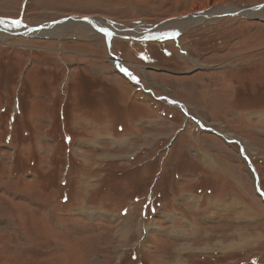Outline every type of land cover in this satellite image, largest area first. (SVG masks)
I'll return each mask as SVG.
<instances>
[{"label": "rangeland", "instance_id": "1", "mask_svg": "<svg viewBox=\"0 0 264 264\" xmlns=\"http://www.w3.org/2000/svg\"><path fill=\"white\" fill-rule=\"evenodd\" d=\"M219 5L233 10L172 24ZM261 6L264 0H0V25L25 32L0 35V264H264V7L247 13ZM76 15L107 28L110 45L88 22L46 27ZM105 19L135 38L134 29L160 31L133 41ZM144 49L152 61L140 58ZM112 55L145 82L147 74L170 83L164 95L179 90L200 102L202 124H223L246 157L237 142L230 148L212 135L229 154L214 182L216 172L201 175L191 162L182 171L175 138L165 147L149 139L142 149H97L98 134L137 128L144 112L133 105L144 92L115 69ZM190 145H197L186 144L193 157ZM206 186L232 188L249 208L241 219L220 212L209 206L210 190H200Z\"/></svg>", "mask_w": 264, "mask_h": 264}, {"label": "crops", "instance_id": "2", "mask_svg": "<svg viewBox=\"0 0 264 264\" xmlns=\"http://www.w3.org/2000/svg\"><path fill=\"white\" fill-rule=\"evenodd\" d=\"M155 68L160 69L159 67H155ZM166 71L161 70V72H157V73H163V74L173 73L171 72L172 70H168L170 73ZM147 76L148 75L145 74V78L147 81L145 82L144 86H146V88H149V92L148 93L144 92L142 97L141 96L138 97V95H136L135 97H138L136 101L131 100V103H133L132 101H135V103H137L136 105L133 104L134 106H137L139 104L144 107L143 108L144 112L142 111L143 115L136 117L135 119H137V121L136 123L135 121L133 123L134 126H136L137 128L127 129L125 132H122L121 135H119L118 137L108 136L105 135V132L104 133L101 132L95 138L96 148L103 149L104 144L110 143L112 146L118 149H123L125 147L132 148L135 147V144L140 146L139 149H142V146L146 145L148 143L146 141H148L149 139L152 140L154 139L155 142L154 141L153 142L156 145H159L164 141L165 145L163 147H165V146H169V143L172 142L173 139L175 138L176 139L175 147L178 148L179 149L178 151L180 152L177 155V159L179 161L178 166L181 167L182 171L188 170L185 169V167L187 166L185 162L186 161L191 162V164L193 163V168L198 167L201 170V175H203L204 172L205 173L209 172L210 175H212L211 172L213 173L216 172L214 176L212 175L213 176L212 179H215L214 182H217V178L215 176L218 175L217 173L218 170H222L223 172H226L223 169L222 164L224 161L222 159V156L225 155L228 156L229 154L225 148L226 146L224 145L226 144L228 147L233 148V145L229 143H231L232 141L234 142L236 139L232 140L231 138H229V136L225 134L227 131L225 128H223L222 126L223 124L221 125V123L219 122L213 121L216 125H218V127H216L213 122L209 123L208 121L206 122L205 125L202 124L203 118H200L199 115L195 114V112L198 111V109L204 110L203 109L204 106L201 105L200 102L196 103L194 100H192V98H189L188 100L187 96L182 94V92H180L179 90H177V93H179L178 94L179 97H172L170 95H166L165 97L164 96V93L166 92L165 88L171 89L170 88L171 84L164 82V80L160 78L159 79L156 78L155 80L151 81V78ZM161 81H163L164 83ZM160 85L163 87H161ZM140 88L141 87H138L137 90H140ZM160 97L162 98L164 97L166 99L158 101V98ZM153 100H155L156 102H154ZM201 106L202 108H200ZM129 113H131L132 115L136 114L132 110H130ZM175 116H178L180 118L183 117L182 119H180L181 122H179L180 121L179 119L174 118ZM193 121H196V125L199 127L198 129L195 127L196 130H194L192 124H190ZM107 129L108 128H103V130H107ZM199 130L200 131L204 130V131L200 133L198 132ZM175 133H178V135H175ZM203 133L204 134L207 133L206 134L207 136L204 135ZM200 135L205 137L206 139L205 142L203 143L199 142L198 137ZM212 135L219 136L217 138L220 139L223 138L225 140L223 141L225 144L222 143L221 141L222 139L216 141L214 138H212ZM190 140L192 142H195L197 145L196 147H192L190 145L195 150V156L193 157L189 156V154L185 150L186 144L187 142H190ZM236 142L240 146L239 147L240 152H242V155L246 157L244 153L245 146L239 140L235 141V143ZM180 146H182V148H180ZM233 161L228 162L229 169L232 167V165L236 166V164L232 163ZM247 165H248V161H247ZM237 170H240V167H238ZM181 182H183V180H181ZM202 182L203 179L200 178L198 180L197 185L203 186L204 184H202ZM222 182H224V180ZM222 187L223 185L221 183V188ZM200 190L202 191L210 190L209 194H206V196H210L208 202L210 200L212 201L209 202V206L215 205L217 206L220 212L229 213L230 215L231 214L236 215V218L241 219V216L244 215L247 208H249V204L248 202H246L247 201L246 198L245 201L232 188L230 190H222L221 192H217L218 188L216 189L214 188L212 192V190L206 186L200 188ZM203 194L205 195V193ZM241 222H243V220ZM234 228L241 229V227H237V226H235Z\"/></svg>", "mask_w": 264, "mask_h": 264}, {"label": "bare ground", "instance_id": "3", "mask_svg": "<svg viewBox=\"0 0 264 264\" xmlns=\"http://www.w3.org/2000/svg\"><path fill=\"white\" fill-rule=\"evenodd\" d=\"M262 7H264V6H261V7H259V8H257L256 10H253V8H252V10L250 9V10H248V12L247 13H249V12H257L260 8H262ZM231 9H233V8H231L230 6H224V5H219V6H214V7H212V8H210L209 10H207V11H204V12H199V13H204V14H199V13H196V14H192V15H189L188 17H183L182 19H177V20H173V22H172V24H175V23H177L178 24V22H179V24H181L182 26H185V25H189V22H194L193 20H196V19H199L198 21H200L203 17H205L204 15H207V14H213V13H218V12H224V11H227V10H231ZM93 20H94V18L93 17H91V21L93 22ZM1 21V20H0ZM3 21V20H2ZM6 20H4L3 22H5ZM98 21L100 22V19L98 18ZM3 22H0V24L1 23H3ZM10 22V21H9ZM106 25L108 24H110V25H112V26H110L111 27V29L113 30V33H114V30L115 31H119V32H115V33H118V34H123V35H127L126 33H124L123 32V29H121L120 27H117L116 25H115V23L114 24H112V22L110 21V20H108V19H105V22H104ZM57 24H55V27H57L56 26ZM117 25H119V24H117ZM18 26H20V25H18V24H15V23H13V26L12 27H18ZM152 27V26H151ZM146 27V29H147V31L146 30H143V29H141V30H139V29H134L137 33H139L140 34V36L139 37H144V35H146L145 37H148V36H150V34L149 33H151V34H157V33H159V31L160 30H153L154 28H157V27H159V26H157V27ZM12 28H10L9 26H1L0 25V35H1V38H3V39H5L7 36H9V33H10V31L11 32H14V31H17V30H22V25L19 27V28H15V29H12ZM49 29V28H48ZM163 29V28H162ZM173 29V28H172ZM40 31H38L37 33H39ZM136 33V34H137ZM167 33V32H166ZM40 35H42V34H40ZM135 36H137V35H135ZM151 36H154V35H151ZM150 36V37H151ZM115 62H116V60H115ZM116 63H118L119 64V61L118 62H116Z\"/></svg>", "mask_w": 264, "mask_h": 264}, {"label": "flooded vegetation", "instance_id": "4", "mask_svg": "<svg viewBox=\"0 0 264 264\" xmlns=\"http://www.w3.org/2000/svg\"><path fill=\"white\" fill-rule=\"evenodd\" d=\"M124 38H127V37H124ZM133 39H137V41L139 40L138 42H140V41L148 42V40L151 41L150 38L143 37V36L142 37H137V38H132V40ZM152 39H158V38H152ZM103 40H104V42L105 41L107 42L105 34H104V39ZM110 40H109V44H110ZM129 40H131V38ZM133 41H136V40H133ZM156 43H159V42H156ZM107 44H108V42H107ZM162 49H163V51L166 50V48H162ZM139 56H140L141 59L146 60V61H148V60L151 61L152 60V59H150L151 58V53L148 52L146 49H144L143 51H140L139 52ZM111 58L114 59V60H115V58L119 60V66H121L120 70L117 69L115 66L114 67L124 77H128L129 78L130 84H134L135 86H137L136 88L141 87L140 89H141L142 92H145V93L149 92V88H146V86H144L145 85V81H144L143 77H140L137 74H135L133 71H131L132 69L130 68V66H129V68L131 70L129 68H127V66H125L124 64H121V61H122L121 58H119L117 56H114V55H112ZM124 73H129V76H127ZM164 96L166 97V95H164ZM165 99L166 98H164V97L163 98L160 97V98H158V101L165 100Z\"/></svg>", "mask_w": 264, "mask_h": 264}, {"label": "water", "instance_id": "5", "mask_svg": "<svg viewBox=\"0 0 264 264\" xmlns=\"http://www.w3.org/2000/svg\"><path fill=\"white\" fill-rule=\"evenodd\" d=\"M256 6H254L253 8H255ZM239 10H234V13L233 14H239V13H241L242 12V8H238ZM233 10V9H232ZM224 12H227V11H224ZM223 12V13H224ZM0 20H1V18H0ZM70 21V20H77V21H82V22H88V23H90L91 24V26H93L94 28H96L97 30H100L101 32H103L105 35H106V39H107V42H108V46L110 45L109 44V40H110V38H111V32L107 29V28H102V27H97V26H95L94 25V23L91 21V16H84V15H82V16H69V17H63V18H61L60 20H55V21H53V22H51V24H48L46 27H50V25H52V24H54V23H57V22H62V21ZM45 27V26H44ZM33 29H35V27H33V26H27V29L26 30H31V32H32V30ZM30 32V31H29ZM19 33H21V34H25V32L24 31H19ZM27 34V33H26ZM123 37H127V38H135L134 36H132V35H127V36H122V38ZM137 38V37H136ZM115 60H116V62H118L119 60L118 59H116L115 58ZM114 66L117 68V69H119L120 70V68H121V66H119V64L118 63H115L114 64ZM124 74H126L127 76H129V73H124ZM248 163H249V161H248ZM255 177H256V180H257V174H255ZM256 186H257V189L262 193V191H261V189L259 188V183H258V180H257V183H256Z\"/></svg>", "mask_w": 264, "mask_h": 264}, {"label": "snow or ice", "instance_id": "6", "mask_svg": "<svg viewBox=\"0 0 264 264\" xmlns=\"http://www.w3.org/2000/svg\"><path fill=\"white\" fill-rule=\"evenodd\" d=\"M15 23H19V21H15Z\"/></svg>", "mask_w": 264, "mask_h": 264}]
</instances>
